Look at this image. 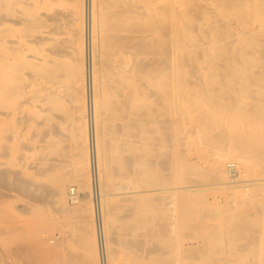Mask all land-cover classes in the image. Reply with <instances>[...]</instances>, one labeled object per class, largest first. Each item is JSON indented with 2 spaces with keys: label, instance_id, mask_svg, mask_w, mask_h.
I'll use <instances>...</instances> for the list:
<instances>
[{
  "label": "bare ground",
  "instance_id": "1",
  "mask_svg": "<svg viewBox=\"0 0 264 264\" xmlns=\"http://www.w3.org/2000/svg\"><path fill=\"white\" fill-rule=\"evenodd\" d=\"M263 177L264 0H0L4 264H264Z\"/></svg>",
  "mask_w": 264,
  "mask_h": 264
},
{
  "label": "rangeland",
  "instance_id": "2",
  "mask_svg": "<svg viewBox=\"0 0 264 264\" xmlns=\"http://www.w3.org/2000/svg\"><path fill=\"white\" fill-rule=\"evenodd\" d=\"M25 50H24V52H26V53H28V51H27V49H30L29 48V46L28 45H26V46H24L23 47ZM264 178V177H263ZM47 183V181H43V183ZM69 183H71V184H67V186H71L72 188H75V187H77V185L74 183V182H69ZM73 183V184H72ZM0 195H2V196H0V209L2 210V215H3V217L4 218H6V219H8L9 221H8V223H11V222H13L14 220H15V218H24V217H27V218H29L30 216H34V214H32V212L30 211V207L29 206H33V205H37V206H39V205H42V204H48L50 201L49 200H47V202L45 201L46 200V198L45 199H41V198H38V197H34V198H31L32 196H29V195H25V194H22V192H19V191H15L14 189H12V188H8L7 186H4V185H2V184H0ZM74 186V187H73ZM7 189V190H6ZM8 191V192H7ZM79 191V190H78ZM81 191V190H80ZM80 191H79V193H80ZM8 193V194H7ZM225 194H227V191H225L224 192ZM21 194V195H20ZM218 197V196H217ZM29 198V199H28ZM219 198H220V200L222 199V201L224 200V198L222 197L221 198V196H219ZM36 199V200H35ZM38 199V200H37ZM227 199H228V197H227ZM24 200V201H23ZM33 200V201H32ZM26 201V202H25ZM29 201V202H28ZM43 201V202H42ZM218 201V200H217ZM14 202V203H13ZM25 202V203H24ZM28 202V203H27ZM30 202H32V203H30ZM41 202V203H40ZM11 203H12V205L13 206H11ZM30 203V204H29ZM223 203H224V201H223ZM22 204V205H21ZM27 206V207H26ZM16 207V208H15ZM29 207V208H28ZM21 208V209H20ZM29 209V211L30 212H25V214H24V212L23 211H25V210H23V209ZM49 208H51V207H49V205H47V207L45 208V209H43V210H45V211H48L47 212V214L45 215V216H42L43 218L45 217V219L48 217V219H51V221H52V219L55 221V218H56V221L58 222V224L61 226V227H55V229L54 228H52L51 229V231H52V233H50L51 231L48 229V230H46L45 231V229H42L41 231H40V236L42 235V236H44V234H45V236L46 235H55V237L57 236V234H59L57 237H59V238H57V239H59V240H61L62 238H64L65 236V238H64V240L65 241H67V239L69 238V241H68V243H69V246L71 247V248H69V249H72V245H70V237H73V234L71 235V234H68V232H66L65 230H66V228H65V226L64 225H67L68 224V220L71 218V219H73L72 221L74 222V224H75V221L77 220V219H75L74 217H70V216H68V215H66L64 212H62V211H58L56 208H54L53 206H52V208L51 209H49ZM52 209H53V213H54V211L56 212V213H51L50 212V210L52 211ZM21 210H22V212H21ZM44 211V212H45ZM58 211V212H57ZM21 212V213H20ZM50 212V213H49ZM46 213V212H45ZM56 214V215H55ZM54 215V216H53ZM66 216H67V218H68V220H67V218H66ZM53 217V218H52ZM59 217V218H58ZM70 217V218H69ZM58 218V219H57ZM10 220H12V221H10ZM61 222H60V221ZM54 221H52V222H54ZM54 222V223H57V222ZM94 228V225L93 224H91L90 225V228ZM71 228V227H70ZM58 229H60L59 231H58ZM72 229V228H71ZM70 230V229H69ZM68 230V231H69ZM92 232H93V230H92ZM42 233V234H41ZM96 242V239L95 238H93V236H92V238H91V242L92 243H94V242ZM3 246V245H2ZM4 247V246H3ZM92 256V255H91ZM93 257V256H92ZM92 257H90V258H88L87 259V261H86V264H99V262H98V260L95 258V256L92 258ZM1 258V257H0ZM2 260H0V263L1 264H4L5 263V261H6V259H4L3 260V258H1ZM91 259V260H90ZM96 259V260H95ZM8 260V259H7ZM122 261V258L120 257V258H118V263H120ZM78 264V262H74L73 264ZM79 264H83L82 262L81 263H79ZM213 264H221L219 261H214L213 262Z\"/></svg>",
  "mask_w": 264,
  "mask_h": 264
}]
</instances>
